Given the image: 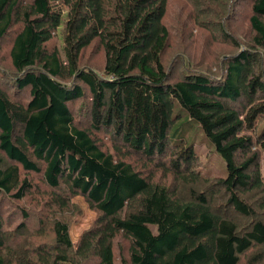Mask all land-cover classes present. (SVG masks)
Segmentation results:
<instances>
[{
    "label": "trees",
    "instance_id": "obj_1",
    "mask_svg": "<svg viewBox=\"0 0 264 264\" xmlns=\"http://www.w3.org/2000/svg\"><path fill=\"white\" fill-rule=\"evenodd\" d=\"M169 2L0 0V264H264V0L246 45L219 24L236 48L219 75L177 77ZM94 44L101 72L81 65ZM189 122L225 176L200 170ZM78 196L97 215L75 244L60 216Z\"/></svg>",
    "mask_w": 264,
    "mask_h": 264
},
{
    "label": "rangeland",
    "instance_id": "obj_2",
    "mask_svg": "<svg viewBox=\"0 0 264 264\" xmlns=\"http://www.w3.org/2000/svg\"><path fill=\"white\" fill-rule=\"evenodd\" d=\"M237 6L233 12H223L224 8L218 2L207 0H170L166 22L171 31V44L165 54L166 65L175 63V76L181 73L182 68L188 67L191 70L211 71L213 74H220L219 65L224 58L234 52L229 40L230 33L223 32L219 24L226 23L235 35L237 40L246 45L251 42L249 21V0H235ZM63 33L57 32L55 38L50 42L51 47L62 48ZM9 39L4 41L0 47V71L9 70ZM81 65L87 68H94L101 72L104 66V56L102 48L94 44L87 48L82 56ZM79 107V104L76 108ZM190 118V117H189ZM198 123H188L183 127L186 129L185 135L188 140L194 143L200 159V170L211 177L225 176L227 168L225 161L215 153L208 144L203 129L197 126ZM176 135L178 131L175 132ZM106 147L110 148V143L106 142ZM138 167L142 165L140 157H132ZM138 162V163H137ZM160 177V173H156ZM172 176H168V182L172 183ZM178 186V190L183 196H187V188ZM74 210L72 213L61 215L60 218L70 224L71 237L75 244L78 243L80 234L88 228L97 215L96 209L82 196L73 199ZM9 238V236H8ZM121 239V240H120ZM15 237L10 239L15 241ZM115 242L117 254L126 255V251L121 246H127L122 238H117ZM9 241V240H8ZM241 264H245L244 260Z\"/></svg>",
    "mask_w": 264,
    "mask_h": 264
},
{
    "label": "bare ground",
    "instance_id": "obj_3",
    "mask_svg": "<svg viewBox=\"0 0 264 264\" xmlns=\"http://www.w3.org/2000/svg\"><path fill=\"white\" fill-rule=\"evenodd\" d=\"M76 51V50H75ZM78 51H80V50H78ZM75 53V52H74ZM76 63H77V61H76ZM85 67V66H84ZM85 73V72H84Z\"/></svg>",
    "mask_w": 264,
    "mask_h": 264
}]
</instances>
